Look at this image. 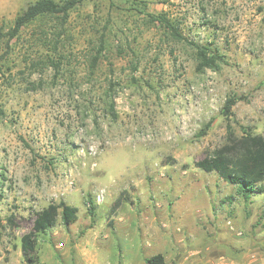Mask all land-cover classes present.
Listing matches in <instances>:
<instances>
[{
    "label": "rangeland",
    "instance_id": "obj_1",
    "mask_svg": "<svg viewBox=\"0 0 264 264\" xmlns=\"http://www.w3.org/2000/svg\"><path fill=\"white\" fill-rule=\"evenodd\" d=\"M35 1L0 0V29ZM145 1L187 40L86 0L0 42V264H29L22 236L61 200L78 219L39 236L36 264H264V192L196 166L229 124L264 135V0ZM193 43L221 65L198 70Z\"/></svg>",
    "mask_w": 264,
    "mask_h": 264
},
{
    "label": "trees",
    "instance_id": "obj_2",
    "mask_svg": "<svg viewBox=\"0 0 264 264\" xmlns=\"http://www.w3.org/2000/svg\"><path fill=\"white\" fill-rule=\"evenodd\" d=\"M86 0H36L17 14L13 25L4 31L0 29V42L10 45V41L18 37L22 28L28 22L45 15L56 16L65 23L70 12L83 4ZM131 9L145 14L148 20L165 28L175 39L187 40L179 25L165 12L154 14L147 11L145 0H128ZM196 46L197 68L202 71L206 68L217 69L223 61V56L210 47L193 43ZM237 100L231 96L226 100L224 111L232 115V109ZM112 108L114 104L112 103ZM196 166L205 172H215L226 183L236 187L239 195L246 199L264 192V135L244 129L237 135L231 124L228 125L226 141L208 152L196 162ZM119 201L116 203L118 204ZM115 208V207H114ZM91 209H94L91 207ZM78 207L66 203L64 200L51 202L46 207L35 212L32 229L22 236V251L29 264L39 261L37 246L39 236L54 228L61 217L66 226L74 224L78 219ZM9 222L17 226L14 216ZM147 264H167L163 254L158 253L146 259Z\"/></svg>",
    "mask_w": 264,
    "mask_h": 264
}]
</instances>
